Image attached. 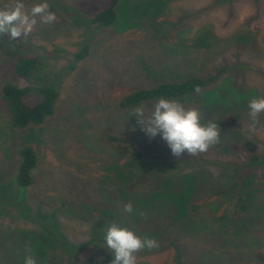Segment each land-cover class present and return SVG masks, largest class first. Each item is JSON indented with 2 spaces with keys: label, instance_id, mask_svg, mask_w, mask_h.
I'll use <instances>...</instances> for the list:
<instances>
[{
  "label": "rangeland",
  "instance_id": "1",
  "mask_svg": "<svg viewBox=\"0 0 264 264\" xmlns=\"http://www.w3.org/2000/svg\"><path fill=\"white\" fill-rule=\"evenodd\" d=\"M20 2L28 11L42 0ZM15 3L0 0V10ZM47 3L55 22L37 17L27 36L0 37V264H24L29 248L37 264H111L112 224L157 241L135 254L136 264H176L175 248L186 264H264V112L253 127L247 107L264 97V0H120L115 24L98 31L88 20L106 0ZM84 44L87 58L69 71ZM24 55L40 60L29 80L13 74ZM193 77L214 79L168 100L198 109L202 124L217 123L220 142L176 157L160 134L142 130L137 107L120 101ZM5 83L57 87L54 115L14 130ZM158 99L138 106L145 117ZM26 144L38 162L33 185L19 189L16 152ZM240 195L242 216L232 208Z\"/></svg>",
  "mask_w": 264,
  "mask_h": 264
},
{
  "label": "clouds",
  "instance_id": "2",
  "mask_svg": "<svg viewBox=\"0 0 264 264\" xmlns=\"http://www.w3.org/2000/svg\"><path fill=\"white\" fill-rule=\"evenodd\" d=\"M47 0L35 4L25 11V5L16 0L10 9L0 10V37L7 35L12 39L27 36L37 24H51L56 21V15L49 10ZM249 117L254 127L258 116L264 112V97L253 98L247 105ZM133 116L142 130L154 138L160 134L167 143L172 155L180 157L183 153L197 155L206 152L210 146L220 142V130L217 123H201V114L196 108H185L176 100L158 99L150 116L145 117L142 107L134 109ZM124 212L133 211L131 203H126ZM106 246L114 255L111 264H136V253L144 248L158 247L155 239L135 234L126 227L112 224L105 235ZM24 264H37L35 254L26 249Z\"/></svg>",
  "mask_w": 264,
  "mask_h": 264
},
{
  "label": "trees",
  "instance_id": "3",
  "mask_svg": "<svg viewBox=\"0 0 264 264\" xmlns=\"http://www.w3.org/2000/svg\"><path fill=\"white\" fill-rule=\"evenodd\" d=\"M120 0H106L102 10L95 13L88 24L94 26L95 31L110 28L118 19L117 8ZM76 21H80L78 18ZM86 25H88L85 22ZM90 45L84 44L73 56V63L69 66V71L74 69V63L87 58ZM40 60L34 55H24L13 62V74L23 80L33 78ZM214 78H189L181 83L158 84L147 89L133 91L125 95L120 105L125 108L138 107L148 100L164 98L174 99L189 93H195L205 88ZM35 93L40 97L39 102L28 105L25 98L28 94ZM3 105L8 112L10 125L14 130L23 131L28 128L39 127L54 115L56 103L59 98V90L52 85H43L38 88H19L11 83H5L1 89ZM18 165L15 172L14 184L19 189H26L33 185V171L37 167L38 158L31 145H23L16 152ZM255 160L256 157H251ZM233 211L239 216L245 215L248 211V204L244 196H238L233 205ZM115 213L110 214V221L115 220ZM96 239L94 240V242ZM77 255V253H75ZM174 262L176 264H186L178 248H175ZM74 264V261L73 263Z\"/></svg>",
  "mask_w": 264,
  "mask_h": 264
}]
</instances>
